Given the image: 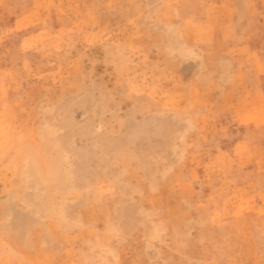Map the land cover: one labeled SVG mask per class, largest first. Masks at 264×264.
I'll use <instances>...</instances> for the list:
<instances>
[{"label": "rangeland", "instance_id": "374dc122", "mask_svg": "<svg viewBox=\"0 0 264 264\" xmlns=\"http://www.w3.org/2000/svg\"><path fill=\"white\" fill-rule=\"evenodd\" d=\"M2 4L0 264H264V0Z\"/></svg>", "mask_w": 264, "mask_h": 264}, {"label": "crops", "instance_id": "0c3cea01", "mask_svg": "<svg viewBox=\"0 0 264 264\" xmlns=\"http://www.w3.org/2000/svg\"><path fill=\"white\" fill-rule=\"evenodd\" d=\"M3 2H5V0H0V6L5 4V3L2 4ZM18 21H17V23H18ZM262 74H263L262 76H259L260 78H259V81H257V83H253L250 85H247V83H246V85H247L246 89L244 92H243V90H241V93H240L241 96L240 97H238L236 94L235 96L230 98L227 91H229V89L232 87V84H231V87L226 91V95L222 94L220 96L221 106L225 105V102H226L231 107H235L232 109L233 112L240 113V110H239L240 104L239 103L242 102V100L245 102V97H246L245 94L249 93L247 99L248 100L254 99L255 100L254 103L258 104L260 111L264 110V71ZM240 75H245V76L247 75L248 76L249 72H248V70L243 69V68L237 69L233 75V85L234 86L239 85L238 78ZM254 75H255V79H257L256 74L253 73V76ZM234 100H235V102H234ZM262 113L264 116V111H262ZM229 122H230V124H233V125L237 124V120H235V121L231 120ZM249 142L250 141L248 139H245V138L242 139L241 137H238L237 140L235 141V143L233 144L232 148H230V149H223V148L219 149L218 152L216 153V155L218 158L220 157L221 159H223L225 161H226V159H228V157H232L235 160L236 165L240 161L241 162H244V161L248 162L249 161L248 164L245 166L248 167L247 170H249L251 177L247 180V182L240 184V186L243 185V187H246V188L254 187V190L256 192L257 191L256 188L260 187L263 184V182L258 183L257 181H258L259 177L264 172V165L259 163V159H258L259 155H257V153L254 149L256 144L251 145ZM253 145H254V147H253ZM263 148H264V145H263ZM218 166L221 169H224L226 167L225 165H223V163H218ZM239 166L242 167V165H239ZM239 166H236V169H239ZM245 166H243V167H245ZM232 169H234V167ZM257 195H259L258 192H257ZM256 197H259V196H256ZM255 201H257V198H255Z\"/></svg>", "mask_w": 264, "mask_h": 264}]
</instances>
